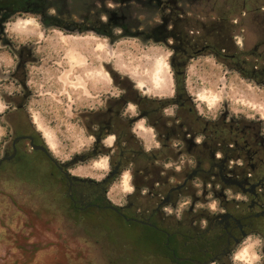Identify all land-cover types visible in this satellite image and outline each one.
<instances>
[{"label":"rangeland","instance_id":"374dc122","mask_svg":"<svg viewBox=\"0 0 264 264\" xmlns=\"http://www.w3.org/2000/svg\"><path fill=\"white\" fill-rule=\"evenodd\" d=\"M158 1L163 4L161 10ZM241 1L21 0L24 12L19 16L0 11V158L11 153L13 138L31 126L56 163L66 164L75 155L88 152L93 144L94 138L85 129L92 119L85 116L103 111L109 99L124 94L122 88L131 85L147 97H171V40L163 45L153 38L160 15L169 13L170 8L183 20L184 34L194 47L207 42L204 27L224 15L232 36L230 54H237L244 70L253 65L264 68V8L252 11L264 7V0H249L242 13ZM194 47L188 49H200ZM18 55L24 62L19 65ZM155 64L167 68L169 92L163 89L161 94L151 84ZM232 66L229 60L222 62L208 52L188 60L185 88L191 104L206 120L225 114L258 123L264 136V85L244 78ZM174 111L169 107L164 114L172 116ZM123 116L136 117L135 105L128 103ZM132 132L144 140L145 150L158 148L155 134L144 120L134 123ZM178 145L173 147L179 150ZM19 152L28 160L0 165V264H108L124 257L120 250L126 251V260L145 253L135 250L145 245L142 234L150 230L119 220L103 209H90L85 218L78 211L68 214L61 174L27 142H21ZM100 159L105 161L102 171H97L93 160L65 168L69 176L100 181L110 170L108 158ZM184 167H192V162L183 155L163 170L177 172ZM133 192L129 167L108 188L106 198L120 207ZM187 192L191 196L179 195L173 205L161 208L166 219L163 226L168 230H175L178 220L198 222L202 214L221 211L219 202L226 204L242 197L198 179L189 183ZM152 207L151 201L142 203V209ZM259 239L256 235L245 239L236 248L233 263L256 264ZM170 242L177 256L186 255L180 246L188 244L186 239L173 237ZM156 263L170 264L160 258ZM156 263L150 260L146 264Z\"/></svg>","mask_w":264,"mask_h":264},{"label":"trees","instance_id":"16d2710c","mask_svg":"<svg viewBox=\"0 0 264 264\" xmlns=\"http://www.w3.org/2000/svg\"><path fill=\"white\" fill-rule=\"evenodd\" d=\"M20 1L0 0V11L9 10L19 16L21 12H24V7L21 5L23 3H20ZM248 1L242 0L240 2L241 13L244 8H247ZM262 8L264 7H258L252 11L259 12ZM223 25L220 36L222 39L224 38L225 48H203L199 54L208 52L222 62L229 60L233 63L231 69L239 71L241 76L256 82L257 85H264V74L259 77L252 73L255 65L248 70H244L240 67L242 62L239 61L237 54H230V49L233 47L230 44L232 36L228 35L229 29L225 16ZM205 33L207 42H212V37H214L212 43H218V32L216 30L213 32L215 36L209 35V32L207 33L206 31ZM201 41L203 42L204 40ZM185 44L183 43L180 48H170L172 54L169 59V65L173 80V95L171 97L161 99L147 97L138 94L130 85L128 88H122L124 94L118 98L111 99L109 105L103 111L92 112L85 116L86 120L92 119L90 125H85L88 135L94 138L91 149L86 153L75 155L71 161L63 164V166L68 167L79 162H89L105 156L108 158L110 170L100 181L70 176L79 183L78 186L71 190L72 198L78 202H83V204L78 203V208L72 204L67 194V184L61 175V180L66 186V199L69 202V207L66 209L68 214L78 211L81 212L82 218H85L90 209L102 210L103 208L101 207L103 205H109L118 208L126 217L146 221L147 216L155 206L158 205L161 210L164 205H173L174 200L179 195L191 196L187 192V187L194 179L200 180L204 185L218 184L222 190L231 189V186L235 184L234 182H222L217 178H211L208 173L199 174L198 176H193L192 174L196 167L203 172L209 170V159L214 151L220 149L218 144L224 140L221 135L228 133V129L224 130L222 126L229 125V123L220 119L214 121L206 120L200 114H197L193 104H191V99L185 88V72L188 60L197 54L186 48ZM260 70H264V68L262 67ZM128 103L135 105L137 108L136 117L123 116L124 108ZM169 107H173L175 110L172 116L164 114ZM138 120H144L146 125L153 130L159 145L157 149L145 150L143 142L132 132V126ZM193 133L200 136L209 134V136L202 143L195 145L196 159L195 163H192V167L180 168L177 172L174 170H163L164 165L175 162L183 155L188 157L190 161L192 160L188 145V135ZM210 134L216 135V137ZM109 136L114 137L113 144L110 147H106L107 145H104V141ZM175 143L180 145L179 150L173 147ZM16 160L23 161L28 160V158L25 155H18L14 161ZM129 167H131L134 192L127 196L124 206H115L106 198L107 190L120 174ZM172 180L175 181L174 185L171 183ZM168 194H170V197L167 200ZM150 201L153 207L149 211L145 210V208L142 209V203H149ZM107 211L122 220L116 213L111 210ZM142 227L147 228L150 232L142 234V239L146 243L144 246L139 245V249L135 250V253L140 254L142 250L145 253L142 256H136L134 260H126V251L120 250L124 257L120 256L117 260H109L108 264H146L150 260L156 263L159 258L166 259L170 264H174L170 257L166 256L165 237L161 234L162 237L158 238L157 233L159 232L157 230L146 226ZM150 251L154 254L149 253Z\"/></svg>","mask_w":264,"mask_h":264},{"label":"flooded vegetation","instance_id":"af4514ba","mask_svg":"<svg viewBox=\"0 0 264 264\" xmlns=\"http://www.w3.org/2000/svg\"><path fill=\"white\" fill-rule=\"evenodd\" d=\"M162 6L161 1H158L157 8L161 10ZM168 11L169 13L160 15L159 23L154 28L153 38L155 42L165 45L166 40L170 39V48H180L183 43H186V48H193V44H190L184 34L183 20L179 18L180 16H174L171 8ZM210 23L207 27H204V30L206 29L209 35L212 34L211 36H215L213 32L216 30L218 32V43H212L214 38L212 37V42L205 41L201 46H195L200 49L194 50L193 53L199 54L203 48H225L224 38L222 39L220 36V32L224 27V15L219 16L216 21ZM16 58L19 60L18 65L24 63L20 55ZM235 71L240 74L239 71ZM252 73L260 77L264 74V70L254 66ZM110 101L111 99L106 102L105 107L109 105ZM20 107L15 108V110ZM217 119L229 123V125L222 126V129H228V133L221 135L224 140L218 144L220 149L212 153L209 159V170L203 172L196 167L192 174L198 176L199 174L208 173L211 178H217L222 182H234L235 184L231 186V190L242 197L237 196L235 202H226V204L219 202L220 207H222L221 211L202 214L198 222L184 223L178 220L175 222L176 226L173 231L163 226L166 219L161 215L160 208L157 205L146 218V221L156 228H148L157 230L165 237V253L174 264H234L236 248L251 235L260 238L259 255H255L256 264H264V136L260 124L253 121L227 118L225 114L210 120ZM208 136L209 134L200 136L195 133L188 135V145L193 164L196 159L195 145L202 143ZM16 137H22L23 139L16 143V154L12 160L20 153L19 145L21 142L25 141L29 146V138H31L33 145L45 147L42 145L39 135L31 126L27 128L26 133L17 135L13 139ZM213 137H216V135ZM33 152L42 154L61 175L63 171H67L63 165L56 163L48 151V154L40 150ZM63 179L65 180L64 177ZM71 181L72 190L79 183L73 178H71ZM169 197L170 194L166 199L168 200ZM73 202L74 204H72L76 208H78V203L83 204V202H78L75 199H73ZM173 237L187 240V245H180L185 249V256L176 255L175 248L170 242Z\"/></svg>","mask_w":264,"mask_h":264},{"label":"water","instance_id":"95a60500","mask_svg":"<svg viewBox=\"0 0 264 264\" xmlns=\"http://www.w3.org/2000/svg\"><path fill=\"white\" fill-rule=\"evenodd\" d=\"M23 139L22 137H16L15 139H13L12 143H11V147H12V151H11V154L9 156H6V157H2L0 158V165L3 163V162H8V161H11L14 157H15V154H16V148H15V145L16 143ZM29 146L30 148L33 150V151H42L46 154L47 153V148L43 147V146H35L33 145L32 143V140L31 138H29ZM62 175L63 177L65 178L66 180V183H67V194L69 195V198L70 200L72 201V203L74 204L73 202V199H72V195H71V184H72V181H71V177L69 176V173L67 171H63L62 172ZM95 207H99L97 205H94ZM101 208L103 209H106V210H111L112 212L116 213L118 216H120L122 218V220L124 222H127V223H135V224H138V225H142V226H147V227H151V228H156L153 224L147 222V221H144V220H140V219H135V218H130V217H126L121 211L118 210V208L114 207V206H109V205H103Z\"/></svg>","mask_w":264,"mask_h":264},{"label":"crops","instance_id":"0c3cea01","mask_svg":"<svg viewBox=\"0 0 264 264\" xmlns=\"http://www.w3.org/2000/svg\"><path fill=\"white\" fill-rule=\"evenodd\" d=\"M157 65V64H156ZM157 67H158V70L161 72V79H160V82H159V85L158 86H156V84L154 83V80L152 79V77L150 78L151 79V84L153 85V87L159 92V93H161V94H163L164 93V90L163 89H165V92H169V90H170V84H169V75H168V71H167V68L166 67H160L159 65H157ZM144 95V94H143ZM140 122V120L139 121H136L135 123H139ZM136 128L138 129V131L140 132V133H142V134H144V131H143V129L139 126V125H137L136 126ZM143 128H145L146 129V127H145V125H144V123H143ZM112 136H109V137H107L106 139H105V141H104V143H105V145H107V146H111V142H112ZM45 139H46V136H45ZM141 139V141L143 142L144 140H142V138H140ZM46 144H47V146H48V148L51 150V151H53L52 149H51V147L49 146V144L47 143V140H46ZM157 147V146H156ZM148 149H150V148H148ZM102 160V159H101ZM95 161H97V159L96 160H93V162H95ZM103 162H104V164H105V161L104 160H102Z\"/></svg>","mask_w":264,"mask_h":264},{"label":"bare ground","instance_id":"6f19581e","mask_svg":"<svg viewBox=\"0 0 264 264\" xmlns=\"http://www.w3.org/2000/svg\"><path fill=\"white\" fill-rule=\"evenodd\" d=\"M156 65V64H155ZM157 66V65H156ZM161 72L158 70V67H156L152 72H151V77L154 80V83L156 84V86L159 85L160 79H161ZM46 140L47 143L49 144V146L51 147V149L53 150L52 144L50 139L46 136ZM95 167L97 169V171H102L105 169V164L104 162L100 159V161H95Z\"/></svg>","mask_w":264,"mask_h":264}]
</instances>
